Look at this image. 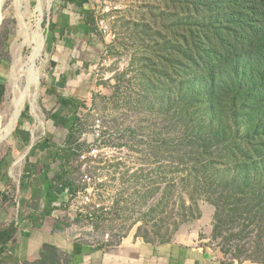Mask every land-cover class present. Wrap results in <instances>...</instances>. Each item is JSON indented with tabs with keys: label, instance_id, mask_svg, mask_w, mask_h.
Masks as SVG:
<instances>
[{
	"label": "rangeland",
	"instance_id": "rangeland-1",
	"mask_svg": "<svg viewBox=\"0 0 264 264\" xmlns=\"http://www.w3.org/2000/svg\"><path fill=\"white\" fill-rule=\"evenodd\" d=\"M254 2L94 0L99 52L82 70L60 60L58 0L44 3L40 85L29 89L35 43L22 27L38 32L41 0H6L0 133L29 98L0 146V245L18 214L51 210L100 244L177 240L264 263V49L245 28L263 31ZM64 71L72 80L59 85ZM45 177L65 187L51 209Z\"/></svg>",
	"mask_w": 264,
	"mask_h": 264
},
{
	"label": "crops",
	"instance_id": "crops-1",
	"mask_svg": "<svg viewBox=\"0 0 264 264\" xmlns=\"http://www.w3.org/2000/svg\"><path fill=\"white\" fill-rule=\"evenodd\" d=\"M93 8L94 0H58L56 9L53 45L59 50L60 60H64V54L65 60L80 70L86 69L99 52L87 20ZM62 73L55 79L59 85L72 80V73ZM12 225L15 235L0 245V264H264L227 262L212 250L177 240L100 244L80 238L53 216L38 219L30 213L18 214Z\"/></svg>",
	"mask_w": 264,
	"mask_h": 264
},
{
	"label": "bare ground",
	"instance_id": "bare-ground-1",
	"mask_svg": "<svg viewBox=\"0 0 264 264\" xmlns=\"http://www.w3.org/2000/svg\"><path fill=\"white\" fill-rule=\"evenodd\" d=\"M5 1L6 0H0V22L2 20V12H3ZM52 2L53 0H41V3L38 6H36L37 16L35 15V17H36V24H37L36 26L38 28V32L35 33L34 36L30 35L32 26L23 24V27H22V31L25 33V36H27V41H33L35 43L34 52H33V55L31 56L29 65L27 69L24 70V73L27 74L28 79H29V84H28L29 89L34 83L37 84V87H39L40 85V81H39L40 73L38 69L36 68V65H37V61L43 55L45 47H46V43H47L46 34L43 28L44 11H45L44 3H49V5L51 6ZM28 98H29V92L26 95H23L22 97H20L19 100L15 102L16 112L13 116V119L9 123L7 129L3 133H0V146L5 141V139L14 132ZM33 108H34V111L36 112L35 104H33Z\"/></svg>",
	"mask_w": 264,
	"mask_h": 264
},
{
	"label": "trees",
	"instance_id": "trees-1",
	"mask_svg": "<svg viewBox=\"0 0 264 264\" xmlns=\"http://www.w3.org/2000/svg\"><path fill=\"white\" fill-rule=\"evenodd\" d=\"M254 4H257V6H253V12L250 14L252 15L251 17H254L255 15L257 17H264V12H259L261 9L264 10V0H256V2H254ZM245 18H249V16H245ZM253 21H249L246 25V30L248 35L246 36V39L249 38L251 41H253V43H259L261 46V49H264V25H263V31L260 33V30H257V28L255 27L254 23H252ZM257 41V42H255ZM234 45V44H233ZM232 45V46H233ZM231 46V47H232ZM245 46V45H244ZM45 187H46V191H47V204H48V208L51 209L52 204L55 203L58 200L57 194H61L63 193L65 187L62 190H58V192H56V190L52 187V184H50L47 180V178L45 177ZM46 214L47 216H50V211ZM12 238V237H11Z\"/></svg>",
	"mask_w": 264,
	"mask_h": 264
}]
</instances>
